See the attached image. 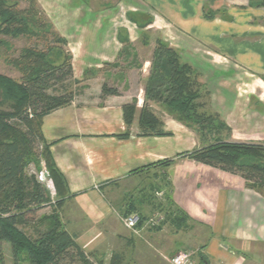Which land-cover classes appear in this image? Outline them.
I'll list each match as a JSON object with an SVG mask.
<instances>
[{
	"label": "crops",
	"instance_id": "crops-1",
	"mask_svg": "<svg viewBox=\"0 0 264 264\" xmlns=\"http://www.w3.org/2000/svg\"><path fill=\"white\" fill-rule=\"evenodd\" d=\"M36 1L66 41L73 78L83 92L80 98L84 100L75 98L41 122L42 137L71 196L61 208V221L83 252L102 264H110L112 257L116 264L141 263L143 257L162 263L169 254V245L165 247L169 230L180 233L194 226L208 234L201 252L209 264L255 261L264 249V193L249 188L237 176L177 159L200 144L192 132L164 113L160 121L169 136H138L136 121L127 128L123 106L136 101L137 110L141 109L143 92L139 88L136 96L127 95L108 79L115 77L124 86L147 76L143 73L147 67L138 70L143 71L140 79L119 72V37L135 44L144 32L135 22H150L146 30L158 31L198 74L213 111L228 128L229 142L264 144L261 20L235 9V0H226L225 19L212 20L204 19L203 7L218 10L219 0H118L115 5L102 3L93 9L91 0H86L88 4ZM238 5L242 6L241 0ZM103 84L117 89L118 96L102 99ZM149 104L154 110L156 104ZM128 131L130 136L123 137ZM164 160H173L166 171L149 168L132 174ZM163 172L167 174L164 179L160 177ZM144 183L147 190L169 195L172 205L190 218L188 229H177L169 222L155 230L137 226V233L124 227L120 215L126 194L139 196ZM138 199V212L142 206L149 214V203L140 204Z\"/></svg>",
	"mask_w": 264,
	"mask_h": 264
},
{
	"label": "trees",
	"instance_id": "trees-1",
	"mask_svg": "<svg viewBox=\"0 0 264 264\" xmlns=\"http://www.w3.org/2000/svg\"><path fill=\"white\" fill-rule=\"evenodd\" d=\"M23 1L27 8L20 9L18 0H0V48H9L2 39L4 37H25L28 42L37 41L43 47L24 48L19 57L11 61L20 75L19 81L0 74V99L11 102L9 110H0V264H3L4 243L11 248L14 264H19L22 256L28 264H59L69 252L75 254L79 264H102L86 255L76 243L75 236L64 228L60 211L71 196L51 157L49 144L41 133L42 119L70 105L76 98L69 86L79 83L73 78L70 54L63 50L67 43L43 17L36 0ZM204 17L212 20L215 15L210 13ZM130 20L134 21L131 17ZM149 24L147 22L139 28L145 29ZM119 40L125 46L119 55L122 58L129 55L130 45L127 38L119 37ZM155 44L150 72L143 81L144 102L141 109L137 110L136 101L123 106L127 128L136 121L140 130L138 136H169L148 105L149 102L160 104L169 116L191 130L200 142L199 148L180 154L177 159H189L237 176L249 188L264 193V144L228 142L219 138L204 143L208 137L228 131V128L218 115L201 112L204 105L200 99L207 93L199 92L200 85L191 67L183 63L176 50L161 39H157ZM56 86L62 90L52 94ZM107 96H118V90L103 84L101 98ZM129 136L128 131L123 137ZM40 162L45 165L54 196L34 175L26 174L30 165L37 166ZM172 164L173 160H164L132 174L149 168L167 169ZM159 193L166 201L160 208L168 216L165 222L177 229H188L186 214L175 208L173 210L169 195ZM44 207L52 208L51 214L41 219L44 229L32 239L20 227L28 226L31 221L27 218ZM115 260L116 257H112L110 264H116ZM199 264H202L201 261Z\"/></svg>",
	"mask_w": 264,
	"mask_h": 264
},
{
	"label": "rangeland",
	"instance_id": "rangeland-1",
	"mask_svg": "<svg viewBox=\"0 0 264 264\" xmlns=\"http://www.w3.org/2000/svg\"><path fill=\"white\" fill-rule=\"evenodd\" d=\"M18 1H19L20 9L27 8V4L23 0H18ZM80 1L82 3H87V4L89 3V1H86V0H80ZM227 1L226 0H219L218 5L220 8H218V10L217 9L214 10L211 7L204 6L203 7V16L209 15L210 13H213L215 15V17L219 16V17H222L225 19L227 16V9H228L227 7H229L227 5ZM239 1L240 0H235V4H234L235 9L237 8L238 10L242 11V13L251 12L250 15H255V17L260 19L262 24L264 25V0H249L247 2H246V0H241L242 6L238 5ZM36 2L38 4V8L44 14V16L43 15L42 16L45 18L46 17L45 11L39 7V3H38L39 1H36ZM90 3H91V5H90L91 8L92 7L97 8V7L101 6L102 3L103 4L107 3L108 6L109 5H111V6L115 5L116 3H118V0H91ZM255 4H258V5L263 4V5L262 6H254ZM204 19H205V17H204ZM144 21L145 20H143L142 22L144 23ZM49 23H50V21H49ZM135 24H137V27L139 28L140 25H144L146 23L139 24V21H138V22H135ZM53 29H54V27H53ZM143 30H144V32L142 33L141 38L135 44H131L128 41L129 45H130L129 55L123 56L120 59V63H122L120 65L122 68L121 69L122 71L120 70L119 72L123 73V75L132 74L133 78L134 77L137 78V76H138V79H140L142 77V72L144 71L143 73H147V76L144 79L141 78L138 81V83H137L138 86L135 83V80L133 82H129V84H126L123 86V84H120L119 81L116 80L115 77L108 79V82H112L114 84H117L121 91H123L127 95L129 94L131 96H136L137 94H139V88H141L140 90H142V92H143V81L148 77L149 72H150L151 63H152V54H153V51L156 47V44H155L156 40L161 39L163 42H165L169 45L168 42L164 41L163 37L161 36V34L158 31L146 30V28ZM2 39L8 43L9 48L8 49L3 48V47L0 48V74L3 76L9 77L15 81H19L20 75L15 70V68L12 66L11 61L18 58L21 51L24 48L34 47L35 45H37L39 48H42L43 45L41 43L38 44L37 41L28 42L27 39H25V37H21L18 39H11V38L4 37ZM124 47L125 46L122 44L121 51H122V49H124ZM65 48L63 49L64 51H65ZM146 62H148V63H146ZM142 67H147L149 69H144L142 72L138 71ZM136 69H137V71H136ZM131 71H132V73H131ZM194 74L196 76H198L197 73L194 72ZM113 81H115V82H113ZM197 82L199 83L198 77H197ZM66 85H68V83ZM199 85H200L199 92H201V93L206 92L207 93V96L203 95L200 99V102L204 105V108L201 109V112H206L209 114L210 113L216 114L211 107V99H209V92L207 91V89H205V88L203 89L200 83H199ZM68 86H65V87H68ZM69 87L71 88L72 92L75 93L76 99H78V101L84 100V99L80 98V97H82L83 92H81L82 88L79 85H75V86L71 85ZM70 88H68V89H70ZM201 89H203V90H201ZM61 90H62V88L60 86H56L53 88V92H51V93L52 94L57 93V92H60ZM143 96H144V92H143ZM0 103H1L0 110H2V111L9 110V106H10L11 102L5 101L4 99H0ZM150 103L156 104V105H154L155 109L153 110L152 108H150V110L156 114V116L159 118V120L164 118L165 115H168L164 106L157 104V103H154V102H150ZM148 105H150V104H148ZM163 113L165 115H163ZM216 115H218V114H216ZM218 117H219V115H218ZM220 120L222 121L221 118H220ZM189 131L192 132L191 130H189ZM194 136L196 137L195 134H194ZM217 138H219L222 141H228L229 142V140H228L229 139V132L223 130V131L219 132L218 134H213L212 136L208 137L206 139V142H204V143H210L211 141H215V139H217ZM196 140L200 144L199 139L197 137H196ZM35 149H36V151H38L37 146ZM187 160H189V159H187ZM190 161H192V160H190ZM167 169H165V168L161 169L160 168V171H163V170L166 171ZM26 174L29 176L34 175L40 183L44 184L47 187V189L50 191L51 195L54 196V191L51 190L50 188H48L49 183H52V182L48 178V173L45 169V165L43 162H40V164L37 166L36 165H30L26 170ZM160 176L167 177V174H166V172H163V173H160ZM146 186H147L146 183L140 185V188H144V190H141V192L139 193L140 194L139 196H137V194H135V192H130L129 194H126V197H127L126 206L124 207V209L120 215V219L122 220L123 218H126L130 215L137 214L140 218V221H139L137 226L140 228L141 225H146L147 221L149 219L155 220V219L161 218L163 221L157 223V225L155 226V228H157V227H160L162 224L166 223L165 219L168 218L167 214L163 213V210L160 209V208H163V205L166 204V201L164 199V196L159 193L161 191H158L157 189L153 190V188L151 190L150 189L147 190ZM141 194H143V195H141ZM137 198H139L138 201L140 204L146 203V202L149 203V205L151 206V209H152V211H150L149 214L144 213V209H146L147 207H142V206L140 207L141 209L139 208V210L142 212V214H140L141 213L140 211L138 212V209L136 208V204H137L136 199ZM174 208L175 207L173 206V210H174ZM175 209L180 210L179 208H175ZM51 211H52V208H50V207H44V208L37 210L33 216H31V217L29 216L27 218L29 221H31L30 224L28 226H25V227H20V229L26 235H28L30 238H32V239L36 238L37 233L44 229V227L41 225V219L49 216L51 214ZM170 217H174V216H170ZM188 224H191L190 218H189ZM151 229H153V228H151ZM168 235L169 236H167V237H169V242H165V247L167 245H169V254L165 253L166 258L162 263H159L156 260H150L149 258H148V260H146V258L143 257V260L141 261V263H138V262L132 263L131 261H133V260H127L128 262L125 264H169V260L176 253H178L180 251L187 252V253L191 254L194 264H199L200 257H202V256L207 258L206 255L203 254V252H201L203 250V247L201 245H203L204 239L208 237V234L206 233V231H204V229H198V228L196 229V228H194V226H192L191 230L189 229L188 231L180 232V233H175L174 229H170L168 232ZM2 254H3V264H14L11 248L7 243H4L2 245ZM259 254H260V256L258 258H256L255 261H252L251 258H248L243 264H264V249H260ZM108 263H106V264H108ZM19 264H28V263L22 256V258L19 261ZM59 264H79V263H78L77 259L75 258V254L73 252H69V254L66 255L63 258V260L61 261V263H59Z\"/></svg>",
	"mask_w": 264,
	"mask_h": 264
},
{
	"label": "built area",
	"instance_id": "built-area-1",
	"mask_svg": "<svg viewBox=\"0 0 264 264\" xmlns=\"http://www.w3.org/2000/svg\"><path fill=\"white\" fill-rule=\"evenodd\" d=\"M48 188H50L51 190L54 191L53 185L52 183H49ZM122 223L124 225V227L134 233H137V225L140 221V218L137 214L135 215H130L126 218H123ZM163 220L161 218L158 219H149L147 221L146 226H148L149 228H155V226L157 225V223L162 222ZM169 264H194L193 259H192V255L187 253V252H183L180 251L178 253H176L170 260H169Z\"/></svg>",
	"mask_w": 264,
	"mask_h": 264
},
{
	"label": "water",
	"instance_id": "water-1",
	"mask_svg": "<svg viewBox=\"0 0 264 264\" xmlns=\"http://www.w3.org/2000/svg\"><path fill=\"white\" fill-rule=\"evenodd\" d=\"M202 264H209V261L206 258H200Z\"/></svg>",
	"mask_w": 264,
	"mask_h": 264
}]
</instances>
